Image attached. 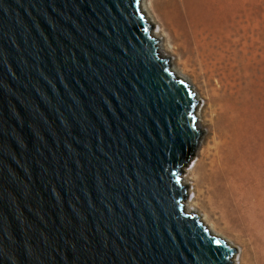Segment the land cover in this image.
<instances>
[{"label":"water","instance_id":"95a60500","mask_svg":"<svg viewBox=\"0 0 264 264\" xmlns=\"http://www.w3.org/2000/svg\"><path fill=\"white\" fill-rule=\"evenodd\" d=\"M141 0H0V264H233L188 212L199 96Z\"/></svg>","mask_w":264,"mask_h":264},{"label":"bare ground","instance_id":"6f19581e","mask_svg":"<svg viewBox=\"0 0 264 264\" xmlns=\"http://www.w3.org/2000/svg\"><path fill=\"white\" fill-rule=\"evenodd\" d=\"M243 3L155 0L150 6L141 0L150 24L160 27L154 29L155 36L167 37V43L160 40L159 52L169 61L172 50L184 55L210 92L214 114L210 112L208 118L206 108L197 107L199 125L205 119L212 124L213 133L212 144L206 145L205 162L197 163L202 168L199 182L245 234L254 263L264 264V135H259L256 144L249 142L255 110H264V43H255L252 23L256 14ZM172 63L175 74L192 84L185 71ZM183 178L184 184L189 183L190 177ZM187 207L188 212L200 214L189 199ZM204 217L213 234L232 240ZM237 256L233 264H238Z\"/></svg>","mask_w":264,"mask_h":264},{"label":"rangeland","instance_id":"374dc122","mask_svg":"<svg viewBox=\"0 0 264 264\" xmlns=\"http://www.w3.org/2000/svg\"><path fill=\"white\" fill-rule=\"evenodd\" d=\"M154 1L155 0H147L150 6L154 4ZM262 2L263 0H244V3L241 4L244 8L253 10L256 14L252 24L254 30L256 31V34L254 35V41L257 45L264 43V10H261ZM152 25L154 26L155 30L160 29L159 25ZM160 40L164 43L168 42L165 34H162ZM170 55V59H172L173 62H171L172 65L185 71L187 76L190 78L194 89L198 92V94H200L199 101L202 102L200 105L206 108L207 117L209 118L210 112L214 114V106L210 100V92L208 87L205 85L204 78L200 74H196V72L193 71V66L186 64V57L184 55H181L175 50L170 51ZM263 115L264 110L262 108L261 110L256 108L252 124V128L254 130L252 136L253 138L249 140V142L251 141L252 144L253 142L255 144L257 143V138H259V135L260 137L264 135ZM201 126L208 131H205L203 142L200 144L201 146L198 148L194 158L184 170V175H186L188 178L190 177L187 186L188 188L190 187L193 189L192 192L188 191V199L196 204V208L200 214L206 215L210 221L216 224L218 230L224 232L232 239L230 242L237 248L236 255L238 254L237 257L239 258L238 264H255L251 256L252 254L249 249L250 246L247 243L245 234L241 231L237 223L232 220V218L224 215L222 209L218 206V204L216 205L214 200L210 197L203 183L199 182L200 176L202 174V168L198 167L199 165H197V163L202 165L203 162H205L206 145L208 143L209 145L212 144L213 136L211 131L212 124H210V122L203 119Z\"/></svg>","mask_w":264,"mask_h":264}]
</instances>
